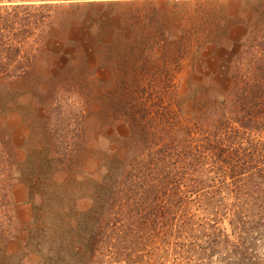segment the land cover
Here are the masks:
<instances>
[{
	"label": "trees",
	"instance_id": "trees-1",
	"mask_svg": "<svg viewBox=\"0 0 264 264\" xmlns=\"http://www.w3.org/2000/svg\"><path fill=\"white\" fill-rule=\"evenodd\" d=\"M176 1L0 0V148L5 150H0V264H25L16 257L4 262L12 255L3 245L19 230L10 192L12 163L3 125L10 110L4 87L31 72L57 11L81 4L86 10H102ZM196 1L234 2L242 9L237 23L248 28L240 44L245 51L236 53L227 97L187 117L176 109L175 86L168 93L163 87L132 91V99L142 101L138 107L129 102L124 106L121 120L129 134L109 135L111 145L119 148L108 149L103 165L107 175L100 184L78 178L79 172L91 173L85 167L62 183L46 179L54 159L44 158L42 151L36 154L39 160L32 156L22 161L20 181L28 183L33 201L41 200L24 250L43 255L42 264H137L138 245L155 237L167 243L172 236L190 240L175 242L177 251L187 252L189 264H264V47L250 46L264 41V0ZM120 149L135 161L123 177L118 172L128 167ZM136 174L148 179L146 184ZM128 181L135 188L144 186L143 191L125 188ZM50 191L52 198L45 195ZM85 199L91 206L78 212L77 201Z\"/></svg>",
	"mask_w": 264,
	"mask_h": 264
},
{
	"label": "rangeland",
	"instance_id": "rangeland-1",
	"mask_svg": "<svg viewBox=\"0 0 264 264\" xmlns=\"http://www.w3.org/2000/svg\"><path fill=\"white\" fill-rule=\"evenodd\" d=\"M178 1L102 10H86L81 4L75 10H59L31 72L4 87L10 110L7 117L3 116V125L8 140L6 152L12 163L11 202L15 203L19 229L3 245L7 255H12L4 259L5 263H12L15 257L25 264L43 263V255L24 250L34 208L41 205L39 197L31 199L28 183L20 181L18 169L27 157L39 160L36 154L42 151L44 158L54 159L46 179L54 177L62 183L85 167L91 173L79 172L78 178L100 184L107 175L103 165L108 149L119 148L111 145L109 135L129 134V127L121 120L124 106L129 102L138 107L142 101L132 99V91L163 87L168 93L175 86L176 109L187 117L201 107L206 112L227 97L236 53L245 51L240 44L248 28L237 23L242 9L234 2ZM252 29L254 25L249 27ZM251 45L258 49L257 45L264 47V41ZM135 115L140 118L139 113ZM119 138L112 141L116 143ZM119 152L128 167L118 172L123 177L135 161H130L133 155L128 156L124 149ZM65 166L70 169L64 170ZM14 168L17 173H13ZM93 171L95 175L91 176ZM136 177L140 183L148 181ZM127 187L134 193L144 188H135L132 181ZM45 195L53 197L51 191ZM90 206L88 199L79 200L76 210L86 211ZM224 227L231 233L228 221ZM177 241L181 245L190 243L172 236L167 243L155 237L138 245L137 264H189L187 252L177 251Z\"/></svg>",
	"mask_w": 264,
	"mask_h": 264
}]
</instances>
